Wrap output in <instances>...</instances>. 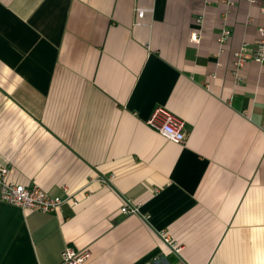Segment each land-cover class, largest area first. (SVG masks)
<instances>
[{"label":"crops","instance_id":"0c3cea01","mask_svg":"<svg viewBox=\"0 0 264 264\" xmlns=\"http://www.w3.org/2000/svg\"><path fill=\"white\" fill-rule=\"evenodd\" d=\"M260 28L248 0H0V164L71 196L0 200V264L68 245L87 264H264ZM156 107L184 143L146 123Z\"/></svg>","mask_w":264,"mask_h":264},{"label":"built area","instance_id":"2783aa9c","mask_svg":"<svg viewBox=\"0 0 264 264\" xmlns=\"http://www.w3.org/2000/svg\"><path fill=\"white\" fill-rule=\"evenodd\" d=\"M250 3L259 2L260 10L264 13V0H248ZM144 14L143 8H136V16L141 18ZM229 30L223 29L220 40L228 37ZM196 39V34L192 35ZM236 66H240L243 60V47L235 54ZM253 59L257 62H264V28L259 29V39L253 48ZM146 123L159 132L166 139L176 143L186 141L185 122L163 107H156L152 111ZM9 166L0 164V200L9 204L17 205L23 209L40 210L44 212H55L61 205L70 200L66 197L52 195L37 185H27L15 182L8 176ZM122 213H136L138 207L127 202L120 208ZM165 241H168L164 237ZM174 247V246H173ZM177 247H174L176 249ZM89 252L87 250H76L72 246H66L62 251L58 264H87Z\"/></svg>","mask_w":264,"mask_h":264}]
</instances>
